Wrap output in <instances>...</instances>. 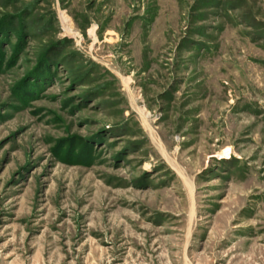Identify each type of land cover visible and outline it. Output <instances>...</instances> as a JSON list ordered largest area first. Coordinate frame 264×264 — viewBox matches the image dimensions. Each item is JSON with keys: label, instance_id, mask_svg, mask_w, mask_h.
<instances>
[{"label": "rangeland", "instance_id": "374dc122", "mask_svg": "<svg viewBox=\"0 0 264 264\" xmlns=\"http://www.w3.org/2000/svg\"><path fill=\"white\" fill-rule=\"evenodd\" d=\"M0 264H264V0H0Z\"/></svg>", "mask_w": 264, "mask_h": 264}, {"label": "bare ground", "instance_id": "6f19581e", "mask_svg": "<svg viewBox=\"0 0 264 264\" xmlns=\"http://www.w3.org/2000/svg\"><path fill=\"white\" fill-rule=\"evenodd\" d=\"M61 19H62V23L63 24H65V23H67V18H65V17H61ZM68 27V26H67ZM68 32H70L69 30H68ZM71 34V33H70ZM142 111V110H141Z\"/></svg>", "mask_w": 264, "mask_h": 264}]
</instances>
